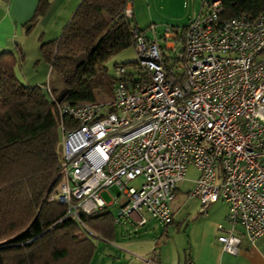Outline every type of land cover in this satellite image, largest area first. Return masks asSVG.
<instances>
[{
	"label": "built area",
	"instance_id": "built-area-1",
	"mask_svg": "<svg viewBox=\"0 0 264 264\" xmlns=\"http://www.w3.org/2000/svg\"><path fill=\"white\" fill-rule=\"evenodd\" d=\"M123 15L133 18L130 2ZM149 31L153 38L132 31L137 73L115 66L107 100L56 103L61 161L46 200L65 206L60 221L83 228L84 216L120 199L114 223L144 213L169 225L193 168L200 211L227 206L231 229L219 226L216 240L235 255V226L251 243L264 238V11L224 18L220 0L203 1L185 29L161 40ZM113 187L120 194L107 205L101 193Z\"/></svg>",
	"mask_w": 264,
	"mask_h": 264
},
{
	"label": "trees",
	"instance_id": "trees-1",
	"mask_svg": "<svg viewBox=\"0 0 264 264\" xmlns=\"http://www.w3.org/2000/svg\"><path fill=\"white\" fill-rule=\"evenodd\" d=\"M129 2L82 0L60 36L41 43V58L64 88L59 101H52L45 86L21 83L14 74L19 58L12 50L0 52V264H91L96 245L87 230L114 240L112 213L84 216L83 228L71 218L60 221L65 206L45 196L61 161L55 105L111 96L114 79L107 62L133 46V30L143 33L123 15ZM220 2L224 18H255L264 11V0ZM47 5L38 4L27 31Z\"/></svg>",
	"mask_w": 264,
	"mask_h": 264
},
{
	"label": "crops",
	"instance_id": "crops-1",
	"mask_svg": "<svg viewBox=\"0 0 264 264\" xmlns=\"http://www.w3.org/2000/svg\"><path fill=\"white\" fill-rule=\"evenodd\" d=\"M41 1L43 0H0V52L12 50L21 60L24 45L27 41L31 43V40L34 41V49L40 50L41 43L57 39L82 0H45L48 3L46 11L27 31L26 25L33 18ZM131 8L133 10L132 6ZM183 182L175 191V198ZM192 183L190 190L179 193L186 196L182 201L183 207L171 209L170 204L173 221L169 225H163L144 213L133 215L119 223L113 222L114 225L120 224V227L115 230L112 242L97 237L105 244L102 252L105 262L113 260L116 264H264V238L251 243L239 226L234 227V233L240 238L237 254L233 255L222 249L216 238L219 226L224 231L231 229L226 220L227 206L223 201L216 202L203 212L200 211L198 197L191 195L194 181ZM140 218H144L146 222L139 224ZM175 220H178V224L167 228L172 226Z\"/></svg>",
	"mask_w": 264,
	"mask_h": 264
},
{
	"label": "rangeland",
	"instance_id": "rangeland-1",
	"mask_svg": "<svg viewBox=\"0 0 264 264\" xmlns=\"http://www.w3.org/2000/svg\"><path fill=\"white\" fill-rule=\"evenodd\" d=\"M203 1L210 0H132L130 2L133 7V25H135L139 31L145 32L147 37L153 38L154 35L149 31V27H155V34L161 40L166 29H185L192 19L201 11V3ZM34 34V33H33ZM60 34L58 35V37ZM57 37V38H58ZM24 45L22 59L19 60V64L14 71L15 76L19 81L26 85H38L45 86L50 90V97L59 101L64 93V88L61 80L51 73L50 65L43 61L41 58L40 50L34 49V41L31 43L27 41ZM44 43V42H43ZM136 60V54L133 46L113 56L106 64L108 73L110 76L114 73V67L118 65H124L130 72L137 73L136 65H133ZM27 78V80H26ZM109 96H101L96 100L105 101ZM197 172L193 168H189L185 180L182 184L180 194L190 190L193 185V181L197 178ZM142 183V179H137L128 184V186L139 187ZM176 196L175 200L171 203V209L180 207L182 201L186 196ZM120 192L116 187L109 189L108 192H102L101 198L107 205H110L112 199L110 196H119ZM222 202L221 200L217 201ZM124 204V199L118 200L117 205L107 207L108 212L116 214L117 209ZM178 224V220H175L172 226ZM120 224L115 225V230H118ZM88 237H90L96 244L97 249L91 264H116L115 262H105L104 252L105 244L97 238V236L87 230ZM108 248V247H107ZM111 248V247H110ZM103 256V258H102Z\"/></svg>",
	"mask_w": 264,
	"mask_h": 264
}]
</instances>
